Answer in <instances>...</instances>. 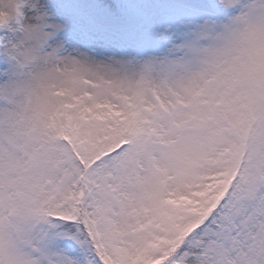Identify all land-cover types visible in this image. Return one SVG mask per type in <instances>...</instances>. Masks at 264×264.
<instances>
[{
    "label": "snow or ice",
    "instance_id": "6c2138e0",
    "mask_svg": "<svg viewBox=\"0 0 264 264\" xmlns=\"http://www.w3.org/2000/svg\"><path fill=\"white\" fill-rule=\"evenodd\" d=\"M0 264H264V0H0Z\"/></svg>",
    "mask_w": 264,
    "mask_h": 264
}]
</instances>
